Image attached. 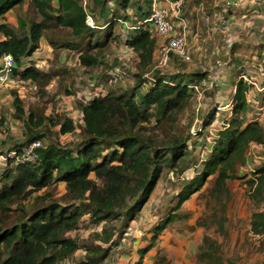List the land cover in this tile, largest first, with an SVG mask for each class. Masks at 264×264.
Returning <instances> with one entry per match:
<instances>
[{
    "label": "rangeland",
    "instance_id": "1",
    "mask_svg": "<svg viewBox=\"0 0 264 264\" xmlns=\"http://www.w3.org/2000/svg\"><path fill=\"white\" fill-rule=\"evenodd\" d=\"M247 5L246 0H152V8L159 7L170 19L177 21L181 16L186 20L189 58L171 53L168 64L163 67L158 66L159 48L168 38L159 36L153 24H137L132 3L128 10H120L122 24L118 19L115 21L105 47L89 51L99 57L100 62L94 66L80 63L79 48L85 43L79 41L74 49L66 46L72 40L68 29L45 30L41 45L31 59L46 76L34 82L15 75L0 84V119L4 121L0 126L1 179L8 168L1 155L14 145L27 147L32 142L28 141L31 132L42 135L40 146H66L82 138L84 120L79 100L88 101L109 90L131 88L138 84L140 75L151 80L156 72L206 74L203 83L194 88L193 98L184 111L172 120L155 123L153 119L147 123L148 134L157 143L173 135L191 136L187 143L191 151L187 168L180 174L165 168L141 211L129 224L125 225L122 217L97 221L89 210L84 211L78 227L66 233L80 248L57 264H79L91 256L92 249L99 252V264H143V260L144 264H264V233L253 234L250 224L252 214L264 210V190L253 198V188L247 182L257 176L254 171L264 165V143L250 144L244 156L246 161L237 165V175L227 181L228 196H212L207 187L215 175H210L207 182L174 211L179 194L200 174L219 130L232 115L231 98L239 76L252 82L247 93V121L259 120L264 125V54L259 48L264 45V5L258 12L249 11ZM90 7L89 2L86 5L89 15ZM117 7V0H108L106 8ZM94 11L87 22L98 27L104 17L98 8ZM39 16L34 8L24 10L22 7L12 11L8 19L13 25L19 18L40 20ZM140 25L156 36L152 61L146 65H142L138 52L126 44L134 27ZM99 31V36L105 37L103 29ZM257 53L260 57L254 55ZM15 96L22 102L21 118L15 117ZM30 112L44 119L43 124L37 126L29 122ZM65 121L72 122L73 131L62 132ZM66 192L65 182H57L16 200L12 208H18L19 202L29 207L38 198L69 205ZM173 212L179 215L167 223L152 243L154 226ZM106 233L112 234L108 242L101 238ZM150 242L152 246L147 250Z\"/></svg>",
    "mask_w": 264,
    "mask_h": 264
},
{
    "label": "trees",
    "instance_id": "2",
    "mask_svg": "<svg viewBox=\"0 0 264 264\" xmlns=\"http://www.w3.org/2000/svg\"><path fill=\"white\" fill-rule=\"evenodd\" d=\"M87 1L91 5V16L98 8L104 17L100 28L87 22L89 13L80 0H0V34L4 36L0 39V58L5 52L13 56V77L17 75L22 80L35 82L46 76L31 59L45 30L68 29L72 40L66 46L74 49L79 41L85 43L79 48L80 63L94 66L100 60L89 51L105 47L115 21L122 17L121 9L128 10L132 3L137 24L148 18L152 9V0H117L119 7L114 9L106 8L108 0ZM25 3L39 13L40 20L19 18L17 26L7 23L6 13L24 7ZM92 19L95 21V16ZM141 25L134 27L126 44L138 52L142 65H146L152 61L156 36ZM99 29H103L105 37L99 36ZM140 77L138 84L131 88L109 90L88 101H78L84 120L82 138L78 142L36 147L32 161L21 160L22 145H14L5 154L8 168L0 179V264H57L80 248L66 233L78 227L84 211L89 210L97 221L122 217L124 224H129L141 211L165 168L178 174L187 168L191 153L187 143L191 136L173 135L157 143L148 134L147 123L153 119L155 123L172 120L184 111L193 98L195 86L203 83L206 74L156 72L151 80ZM250 83L240 76L236 81L231 98L232 115L219 130L200 174L179 194L174 211L199 190L210 175H215L207 187L212 196H228L227 181L237 175V165L246 161L244 156L250 144L264 143V127L260 121L246 119ZM13 104L15 117L21 118L24 110L20 98L15 96ZM27 119L37 126L44 121L33 112ZM3 123L0 119V126ZM61 130L70 132L74 126L71 121H65ZM41 136L31 132L28 141ZM11 151L16 154L11 155ZM254 173L257 176L247 180L253 188V198L264 190V165ZM57 182H65L66 198L71 204L38 198L29 207L19 202L18 208H12L16 200ZM178 215L173 212L154 226L152 243ZM250 224L253 234H263L264 210L254 212ZM101 238L108 242L112 234L106 233ZM149 245L147 250L152 246ZM90 254L79 264H99V252L92 249Z\"/></svg>",
    "mask_w": 264,
    "mask_h": 264
},
{
    "label": "built area",
    "instance_id": "3",
    "mask_svg": "<svg viewBox=\"0 0 264 264\" xmlns=\"http://www.w3.org/2000/svg\"><path fill=\"white\" fill-rule=\"evenodd\" d=\"M80 1L86 7L88 1ZM89 16L90 15L88 14L87 18ZM118 20L122 24V18H119ZM144 23L153 24L156 28V33L159 36H165L168 38V41L165 44H162L159 48V67H163L168 64L171 53H177L182 58H189L187 51L186 20L183 17L180 16L177 21H174L167 16L165 11L157 6H153L149 17L140 22V24ZM14 65L15 62L13 56L8 52L3 53L0 58V84L7 83L12 78ZM40 145L41 141L36 139L27 147H23L21 160L32 161L35 156L33 150ZM10 154L15 155L16 152L11 151ZM1 158L6 160L5 155H1Z\"/></svg>",
    "mask_w": 264,
    "mask_h": 264
},
{
    "label": "crops",
    "instance_id": "4",
    "mask_svg": "<svg viewBox=\"0 0 264 264\" xmlns=\"http://www.w3.org/2000/svg\"><path fill=\"white\" fill-rule=\"evenodd\" d=\"M246 2H248V10L250 11L251 10V12H258L260 9H261V6L263 7V5H264V0H246ZM27 7H28V3H25V5H24V10H26L27 9ZM16 10V8H13V9H11L8 13H6V18H5V21L7 22V23H9V24H12V21H10L9 19H8V16L12 13V11H15ZM18 24V22H16V24L13 22V25H17ZM254 22H252V24L250 25L251 27H253L254 26ZM4 38V36L2 35V34H0V39H3ZM41 40V39H40ZM41 45V44H40ZM259 48H260V51H261V53L262 54H264V45H262L261 47L259 46ZM255 56H257L258 55V53L257 54H254ZM258 57H260V55H258ZM262 60L264 61V56L262 57ZM263 95V94H262ZM248 100H249V98H248ZM260 123H262V122H260ZM262 126L264 127V125L262 124ZM150 244H151V242H150ZM151 248V247H150ZM140 257H144V255H141L140 254ZM145 263V261L143 260V264Z\"/></svg>",
    "mask_w": 264,
    "mask_h": 264
}]
</instances>
